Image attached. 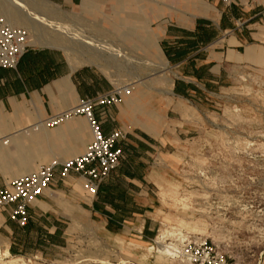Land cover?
<instances>
[{
  "label": "crops",
  "instance_id": "obj_1",
  "mask_svg": "<svg viewBox=\"0 0 264 264\" xmlns=\"http://www.w3.org/2000/svg\"><path fill=\"white\" fill-rule=\"evenodd\" d=\"M51 1L92 17L82 6L99 7L102 2ZM151 2L136 3L156 20L147 24L150 27L105 28L112 30L119 45L127 44L128 49L145 55L141 56L144 61L159 65L168 78L165 95L155 98L151 83L156 67L145 62L150 66L147 77L143 76L146 83L129 86L130 93L120 103L97 107L104 134L123 133L116 143L123 150L118 166L100 183L97 194L90 196L78 174L60 178L56 165L50 190L29 207L26 225L18 226L0 210V249L5 254L43 256L47 250L61 249L73 225L67 219L81 214L88 215L105 236L151 240L158 222L155 212L161 207L156 182L165 177L157 157L165 155L166 146L182 141V134L188 138L197 132L202 105L212 101L213 95L264 63V0L229 4L193 0L184 8ZM130 12L139 13L136 8ZM124 16L121 10L118 18ZM116 87L98 65L76 63L54 45L29 44L14 68H0V189L42 164L82 153L91 140L83 116L50 128L34 129L33 123L68 109L80 97H94ZM157 110L166 113L165 125H159Z\"/></svg>",
  "mask_w": 264,
  "mask_h": 264
},
{
  "label": "rangeland",
  "instance_id": "obj_2",
  "mask_svg": "<svg viewBox=\"0 0 264 264\" xmlns=\"http://www.w3.org/2000/svg\"><path fill=\"white\" fill-rule=\"evenodd\" d=\"M145 1L184 8L193 0L83 5L94 17L51 0H0V11L18 14L19 22L13 24L29 30V44L59 46L76 63H94L117 87L146 83L143 76L153 64L151 86L158 101L169 88L163 70L127 44L119 45L105 28L150 27L156 20L136 4ZM135 8L139 13L130 12ZM121 10L126 16L118 18ZM207 102L198 115L197 132L188 138L182 134V141L166 146L165 155L157 157L165 177L156 182L161 207L155 212L158 222L151 240L105 236L81 214L65 218L73 225L61 249L43 256L8 255L0 249V264H201L193 255L203 242L212 248L214 261L204 264H264V63ZM165 114L157 110L159 125L166 124ZM175 121L180 123L177 117Z\"/></svg>",
  "mask_w": 264,
  "mask_h": 264
},
{
  "label": "built area",
  "instance_id": "obj_3",
  "mask_svg": "<svg viewBox=\"0 0 264 264\" xmlns=\"http://www.w3.org/2000/svg\"><path fill=\"white\" fill-rule=\"evenodd\" d=\"M220 1L225 4L232 2ZM28 46L29 30L24 26L10 23L5 16L0 15V68H14ZM129 93L130 87L123 86L94 97H80L68 109L33 123L34 129H38L39 126L50 128L72 117L83 116L90 127L91 140L82 153L76 156L60 162L53 160L40 165L34 171L13 177L0 189V210L18 226L26 225L29 207L39 196L50 190L56 165L60 166V178H65L72 172L78 174L86 193L95 196L100 183L118 166L123 156L122 148L116 143L124 137L119 130H113L109 135H105L95 109L120 103ZM212 253V248L203 242L202 247L194 249L193 259L200 261L201 264L214 263Z\"/></svg>",
  "mask_w": 264,
  "mask_h": 264
},
{
  "label": "bare ground",
  "instance_id": "obj_4",
  "mask_svg": "<svg viewBox=\"0 0 264 264\" xmlns=\"http://www.w3.org/2000/svg\"><path fill=\"white\" fill-rule=\"evenodd\" d=\"M130 3V2H129ZM132 6H133V4L132 3H130ZM131 6V8H134V6L132 7ZM133 10V9H132ZM0 14L2 15V16H5L6 17V19L10 22V23H18L19 21H18V17H17V15L18 14H15V13H12L11 11H9V10H3V11H0ZM134 19V18H133ZM12 20V21H11ZM20 25V24H19ZM21 26V25H20ZM26 26V25H25ZM162 248H164V251H165V246L164 247H160L159 248V251L158 252H160V253H163L162 252Z\"/></svg>",
  "mask_w": 264,
  "mask_h": 264
}]
</instances>
